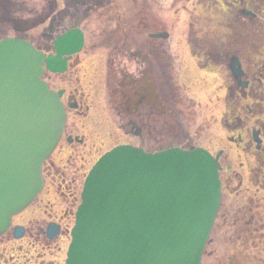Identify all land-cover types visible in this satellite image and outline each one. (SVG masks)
I'll list each match as a JSON object with an SVG mask.
<instances>
[{
  "label": "flooded vegetation",
  "instance_id": "obj_1",
  "mask_svg": "<svg viewBox=\"0 0 264 264\" xmlns=\"http://www.w3.org/2000/svg\"><path fill=\"white\" fill-rule=\"evenodd\" d=\"M187 1L190 0L185 2ZM204 1L206 0H200L198 4ZM112 2L114 1L53 0L49 2L46 11L45 7L32 6L28 0H0V41L5 39L24 41L45 56L54 55V40L64 32L80 26V23H73L78 15L83 21L91 10L108 4L110 8ZM196 3L194 2L193 5L195 12L188 11L185 6L183 8L193 16L201 14L202 22L208 17L222 16L225 18V27L230 31L227 34L228 40L217 46V49L214 46L202 49L204 45L199 46L197 42L200 37L208 33L202 29L194 31L193 22L188 20V31L184 36L186 49L197 68L223 77L224 95L221 100L223 109L220 113V124L227 133V141L246 155L245 160L249 159L248 162L239 164L245 169V173L240 175L228 171L231 169L230 165L224 166L225 161L221 160L222 152L214 155L206 150L213 157H217L221 187L220 202L208 236L206 251L209 258L213 259L212 264H216V260H222L221 264H264V0H215L213 2L215 7L208 8L210 13L206 15L203 13L204 10H197ZM22 9L27 10L19 12ZM132 12V9H128L126 13L128 17L125 20L131 21L136 17V14L132 16ZM25 13L34 17L24 19L22 15ZM117 14V18L121 21L123 13L117 12ZM141 14L147 17V11L142 10ZM142 15L139 24L140 33H137L134 41L132 38L131 42L130 39L127 42L125 36L126 43H115L113 46H108L110 49L97 45L91 48L100 52L113 51L115 56L113 62L108 60L110 55L106 54L105 57L108 58L104 65V81L107 86L104 89L107 88V93L102 104L104 109H101L107 114L108 121L112 125L110 137L113 142H118L113 147L131 146L148 153L149 146L157 145L160 141L158 136L154 137L150 134L152 118L160 113V107H157L149 96V80L154 79L162 89V97L168 98L171 90L170 88L164 90L165 84L170 82L168 72L171 71L166 66H162L159 51L162 49L156 44L160 40L153 37L165 32L164 29L150 30L147 18L145 20ZM232 21L233 24H230ZM39 24L46 25L42 34H28V31ZM137 28L139 30V27ZM54 29L62 32L54 36L52 34ZM233 58L237 60L242 72L239 80L234 79L230 73L229 66ZM122 59L126 60V63L121 61ZM172 61L177 63L178 70L181 71L180 59ZM77 64H79L77 55L69 56L64 74L44 72L42 78L50 89L64 92L61 100L66 120L72 112L81 119L90 120L89 107L83 102V96L78 100L67 86L71 85L70 79L66 78L67 83L60 80L57 84L60 86L59 89L52 86L51 79L66 77L71 71H76ZM215 67L219 69L214 70ZM93 135L94 131L91 127L88 129L87 126L80 124L79 128L74 126L71 128L64 125L52 155L58 149L62 152L60 143L63 139L66 146L75 143V147L80 148L87 146L86 142ZM118 135L123 138V142L116 140ZM71 150L74 153L76 149L72 147ZM98 151L100 150L98 149L96 153ZM51 157L42 165L43 187L33 204L43 202L42 199L39 200L40 193L45 187L49 190V185L58 182L55 195L59 194L65 198V194L68 195V192L72 191V183H77L79 168L74 165V170L70 173L58 174L59 169L51 161ZM68 212L69 209H64L62 206L59 213L50 210L51 214H47L42 228L37 227L36 231H29L24 225L19 224L24 228L22 238L15 239L9 229L0 238V242L8 243L11 240L21 242L28 239L48 247L67 234L64 222L68 219ZM48 227L53 230L56 228L58 234L49 236ZM21 252L20 249V254ZM27 253L23 255L25 259ZM27 264H30V261Z\"/></svg>",
  "mask_w": 264,
  "mask_h": 264
},
{
  "label": "water",
  "instance_id": "obj_2",
  "mask_svg": "<svg viewBox=\"0 0 264 264\" xmlns=\"http://www.w3.org/2000/svg\"><path fill=\"white\" fill-rule=\"evenodd\" d=\"M82 44L78 30L57 39L47 70L63 72L61 56ZM42 58L23 42L0 43V234L40 189L64 121L61 93L39 80ZM217 170L201 149L106 153L84 183L66 264H199L219 203Z\"/></svg>",
  "mask_w": 264,
  "mask_h": 264
},
{
  "label": "rangeland",
  "instance_id": "obj_3",
  "mask_svg": "<svg viewBox=\"0 0 264 264\" xmlns=\"http://www.w3.org/2000/svg\"><path fill=\"white\" fill-rule=\"evenodd\" d=\"M28 1L37 8H40V6L45 7L47 11L49 2L53 0ZM112 1L114 2L111 3L110 8L108 4L104 6L107 8L101 7L91 10L86 14L87 17L83 18V21L80 20V15L73 20L74 24L80 23L77 28L83 31L85 37L84 46L77 56L79 64L76 66V71H71L66 77L56 78L57 80L51 79L52 86L58 89L60 86L57 84L60 80L67 83V80L70 79L71 85L67 86L70 87L71 93L78 100L79 97L83 96V102L89 107L90 120L81 119L70 112L71 115L65 123V126L71 128L73 126L79 128L80 124L87 126L88 129L91 127L94 135L86 142L87 146L78 148L75 147V143L66 146L62 138L63 140L60 143L62 152L58 149L51 157V161L59 169L58 174L70 173L74 170V165L79 168L77 183H72V191L68 192V195L65 194V198L59 194L55 195L56 192L54 191L58 187V182L55 185H49V190L45 187L39 196V200L42 199L43 202L32 204L21 214L14 216L13 219V224L24 225L29 231H36L37 227H43V221L47 219V214H51L50 210L59 213L62 206L64 209H69L68 219L64 222L67 234L48 247H43L40 243L28 239L21 242L12 240L8 243L0 242V264H27L28 261H30V264H64L65 252L70 241L69 231L73 227L74 214L80 203V194L85 177L97 159L118 143L113 142L110 137L109 133L112 125L108 121L107 114L101 111V109H104L102 104H104L107 93V88L104 89V87H107L104 81V65L108 58L110 62H113L115 56H113V51L111 53L100 52L92 50L91 47L97 45L98 47L109 48L108 46H113L115 43H126L125 36H127V42H129V39L131 42L132 38L134 41L137 38V33H140L139 24L142 10L147 11V17L142 16L145 20L147 18L150 30L155 28L164 29L169 35L167 40L156 43L163 51L159 50L162 66H166L171 71L168 72L170 82L165 84L164 90L170 88L171 94L168 98H162L163 100H161V105L164 108L163 114L153 118L156 123L152 135L154 137L158 136L160 141L157 145L149 146L150 152L163 150L168 145L186 148L202 147L214 155L222 152L223 157L221 160L225 161L224 166L227 164L231 167L228 171L240 175L245 173L244 167H240L239 164H244L249 159L245 160L246 155H243L240 150L227 141V133L224 126L220 124V113L223 109L221 100L224 95L223 77L217 73L201 71L197 68L186 49L184 39L188 31L187 23L190 20L193 22L194 31L195 29H202L208 33V35L205 34L200 37L197 42L199 46L204 45L202 49L212 46L217 49V46L228 40L227 34L230 30L225 27V18L214 16V19H206L202 22L200 20L201 14L193 16L188 12L194 11L193 5L194 2H197V10H204L203 13L206 15L210 13L207 8L208 4L211 5L214 0H206V2L200 4H198L200 0L187 2H185L186 0ZM183 6L188 11H185ZM128 9H132V16L136 14V17L132 18L131 21L125 20L128 17L126 15ZM26 10L22 9L19 12ZM117 12L123 13L121 21L117 18ZM75 15L76 12L74 11ZM32 17L34 15L28 13L22 15L24 19ZM230 24H233V21ZM45 27L46 25L39 24L33 30L31 29L32 31H28V34L40 35ZM137 27H139V30ZM53 32L52 34L56 36L62 31L57 32L54 29ZM106 54L110 55L107 59L105 58ZM174 59L178 61L180 59L182 63L181 71L178 70L177 63L172 61ZM121 61L126 63L124 59ZM156 69H158L157 64ZM217 69L219 68L215 67L214 70ZM156 72L159 71L156 70ZM226 73L228 75L227 71ZM153 80L151 79L150 82L155 86V93L163 96L159 84L153 82ZM116 140L123 142L120 135L117 136ZM72 147L76 149L74 153L71 150ZM98 149L100 151L96 153ZM93 151L95 152L93 153ZM4 241L6 242V240ZM20 249L22 250L21 254ZM25 252H28L26 259L23 257ZM215 262L221 264L222 260H216ZM212 263L213 259H210L207 251H205L200 264Z\"/></svg>",
  "mask_w": 264,
  "mask_h": 264
}]
</instances>
